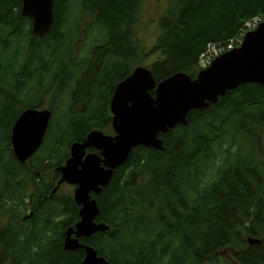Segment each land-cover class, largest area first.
<instances>
[{
	"label": "trees",
	"instance_id": "1",
	"mask_svg": "<svg viewBox=\"0 0 264 264\" xmlns=\"http://www.w3.org/2000/svg\"><path fill=\"white\" fill-rule=\"evenodd\" d=\"M142 1L53 0L52 28L40 38L21 15V0H0V187L13 199L17 190H29L36 207L43 201L37 216L47 225L31 221L30 233L14 235L12 245L13 237L0 236V247H14V264L68 260L59 234L71 221V201L50 195L70 146L92 131L112 132L114 89L150 53L141 50L137 33ZM169 6L152 21L159 34L151 52L159 59L149 67L157 83L178 73L196 78L202 54L227 46L247 21L264 17V0ZM67 93L69 109L55 116L53 133L57 107L48 108V141L19 162L10 144L16 119ZM263 133L264 86L244 84L160 135L162 150L134 147L94 196L98 220L109 230L90 246L109 264H264ZM10 166L30 172L23 168V177L19 169L8 172Z\"/></svg>",
	"mask_w": 264,
	"mask_h": 264
},
{
	"label": "water",
	"instance_id": "2",
	"mask_svg": "<svg viewBox=\"0 0 264 264\" xmlns=\"http://www.w3.org/2000/svg\"><path fill=\"white\" fill-rule=\"evenodd\" d=\"M21 15L31 20L32 33L44 37L53 25V0H21ZM244 84L264 86V23L243 37L239 47L216 57L196 78L178 73L156 84L149 69L138 66L114 89L110 112L115 136L90 132L82 143H74L69 158L59 167L60 179L52 190L53 197L63 184L75 185L74 201L81 206L80 221L66 231L64 249L84 248L81 264H109L89 246L76 240L97 232L108 231L103 223L93 221L99 208L90 193L99 195L112 179L113 171L128 158L136 146L163 149L160 135L177 125H187L190 112L215 104L227 91ZM154 93V96L151 95ZM51 112L25 110L11 131V148L19 162L28 161L42 146ZM101 154H87V149ZM249 244L258 243L248 240Z\"/></svg>",
	"mask_w": 264,
	"mask_h": 264
},
{
	"label": "flooded vegetation",
	"instance_id": "3",
	"mask_svg": "<svg viewBox=\"0 0 264 264\" xmlns=\"http://www.w3.org/2000/svg\"><path fill=\"white\" fill-rule=\"evenodd\" d=\"M42 110H46V108H44ZM104 133L106 135H113V132L105 131ZM87 154H96L100 158L102 157L98 151H95L93 149H87L86 155ZM21 168H15L14 166H10V167H6V170L8 172H13V171H16L17 169H19L22 171L23 177H25V172L23 171V168L25 170H27V169L25 167H23L22 169ZM27 171H29V170H27ZM59 178H60V173H59V176L56 180L58 181ZM7 185L12 187L11 184H7ZM62 186H67V184H63ZM68 186H70L72 188L71 198L66 199V201H68V200L71 201V221L68 225H65L62 228L61 233L59 234V236L61 238V240H60L61 252L63 251L66 253L68 260H67V262L57 263V264H81L83 262V260L85 259V256H86V252H85V249L83 247L75 249V250L64 249V238H65L66 231L69 228L73 229V234L71 236V239L74 240L76 238V236H74L75 225L81 219L80 218L81 206L77 205L74 201L75 185L72 184V185H68ZM59 190H58V192H59ZM8 194H9V197L7 196ZM30 194L31 193L29 190H26L22 193H21V190H17L16 191L17 198L13 199L10 197V193L8 191H6L3 187H0V236L1 237L10 238L16 234L20 237H23V236L29 234L30 230H31V227H30L31 221H33L37 227H46L47 226L46 225V218H38L39 216H37V215L41 214L42 208L44 206V202L41 201L39 203V205L36 207L34 204H32ZM90 195H91L92 199H94V200H96L94 198V196H99V195H95L94 193H90ZM52 219L56 223L58 218H52ZM93 222L95 224L100 223L98 220V217H96ZM103 233H105V232H97V233L89 235L88 237H84V236L79 237L76 240L82 246H89V247L93 248L92 246H90L89 243L92 242L96 237H98L100 234H103ZM43 235L45 237L46 233L42 234L41 236H43ZM13 241H14V237L11 240L10 245H12ZM10 245H7L6 247H0V264H14V260H15L14 259V247L10 246ZM74 256H76L77 261H74ZM104 260L106 261V259H104Z\"/></svg>",
	"mask_w": 264,
	"mask_h": 264
},
{
	"label": "rangeland",
	"instance_id": "4",
	"mask_svg": "<svg viewBox=\"0 0 264 264\" xmlns=\"http://www.w3.org/2000/svg\"><path fill=\"white\" fill-rule=\"evenodd\" d=\"M166 3L170 6H172V0H143L141 5H140V21H139V26L137 29L138 38L140 39V48L143 52H146V53L150 52L145 57V59L142 61V63H140V65H141L140 67H144V68L148 69L149 66H151L155 61H157L159 59L157 57V54H153V52H151V50H153V46H154V44L157 40V36L159 34V29L157 27L158 23L157 24H156V22L152 23V21L155 18H156V20L159 17L161 18L162 15H164V13L167 12L166 9L168 8V6L166 8V5H167ZM75 18H76V16H75ZM129 66H131V64H129ZM137 67L138 66H133V69L132 70L130 69L129 75ZM200 71H201V68L199 69V72ZM75 91L76 90L74 89V93H75ZM68 95L69 94L67 93L61 97V98H64V100H60V99L56 98V99L52 100V102L50 103L51 98L47 97V99H45V101H44L46 103V105L42 106V108H46V110L48 108H51V107L53 108V106L51 105L52 103H54V105L57 107V109L54 112V117L51 119V122L49 125V131L51 133L54 132L55 127H56V123H58V119H56L55 116L60 117L62 115L63 110L69 109V106L67 105L68 97L66 98V96H68ZM101 96H102V94H101ZM102 98H103V96H102ZM57 105H61L63 107V109H60ZM50 132H48L45 136V143L48 141ZM2 135L4 138H6L5 132H3ZM238 143L244 149H246L248 151L251 148L248 142H242L241 139H238ZM223 145H225V144H223ZM263 145H264V135H263ZM259 158H263V157H259ZM60 187L61 188H59L60 190L58 192L59 198H61V199L71 198L72 188L68 185L67 186L61 185ZM22 261H25V258H22Z\"/></svg>",
	"mask_w": 264,
	"mask_h": 264
},
{
	"label": "built area",
	"instance_id": "5",
	"mask_svg": "<svg viewBox=\"0 0 264 264\" xmlns=\"http://www.w3.org/2000/svg\"><path fill=\"white\" fill-rule=\"evenodd\" d=\"M264 22V17L254 18L250 21H247L244 26L240 29L239 33L233 40H230L228 45H219L214 47V49H210L206 51L204 54L200 56L199 59V66L201 69H206L211 62L218 56L226 53L227 51L234 49L235 47L239 46L242 42L244 35L247 32H251L256 30V28Z\"/></svg>",
	"mask_w": 264,
	"mask_h": 264
}]
</instances>
